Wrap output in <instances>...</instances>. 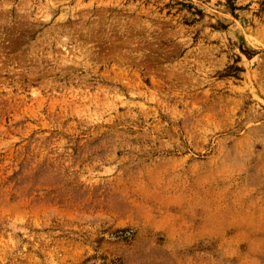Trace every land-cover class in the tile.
Returning a JSON list of instances; mask_svg holds the SVG:
<instances>
[{
    "label": "rangeland",
    "instance_id": "rangeland-1",
    "mask_svg": "<svg viewBox=\"0 0 264 264\" xmlns=\"http://www.w3.org/2000/svg\"><path fill=\"white\" fill-rule=\"evenodd\" d=\"M0 264H264V0H0Z\"/></svg>",
    "mask_w": 264,
    "mask_h": 264
}]
</instances>
